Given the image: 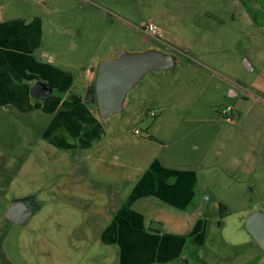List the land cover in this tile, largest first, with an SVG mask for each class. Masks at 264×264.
<instances>
[{"label": "crops", "instance_id": "1", "mask_svg": "<svg viewBox=\"0 0 264 264\" xmlns=\"http://www.w3.org/2000/svg\"><path fill=\"white\" fill-rule=\"evenodd\" d=\"M65 20L76 26L75 16H65ZM206 20L219 27L222 24L221 18L215 14L207 15ZM46 24L54 28V17L38 18L32 23L0 19V106L10 107L19 113L42 111L51 117L52 122L46 124L45 136L41 139L58 149L75 152L80 148L90 149L97 153L99 161H104L115 156L110 148L117 146L125 155V167L129 171L133 167L137 174L111 176L114 193H108L102 187L93 189L92 180L47 176L38 186L32 187L28 182L22 183L28 174L26 169L31 167L35 157L32 148L11 185L9 197L20 187L21 191L26 188L30 192L20 197L33 196L36 203L40 199L42 208L38 206L35 212L41 210L43 215L39 226L44 224L46 227L41 231L54 239V243L47 242V247L59 251L62 264L65 261L70 264L80 256L72 235L69 234V243L64 240L63 246L58 242L56 233L63 226L70 231L76 227L87 230L84 239L89 240L87 247L91 248L94 241L89 231L96 230L101 224V241L120 249L117 264H176L190 241L195 253H201L208 245L212 224L218 222L222 227L231 214L229 204L219 200V191L227 188L236 191V184L242 179H261L264 173V71L255 78L241 80L236 77L234 65L229 69L220 67L216 56L206 59L202 56L203 50L191 45V41L180 40L173 44L164 40L159 35L160 26L150 23L156 25L159 32L155 36L146 34L157 42L171 43L177 49L174 52L179 53L184 61L174 72L159 73L146 79L145 84L140 83L138 91L130 95L125 113L130 107L137 110L133 116L146 124L144 134H135L139 130L137 128L127 131L113 125L100 128L93 125L97 123V117H92V110L87 107L86 93L72 91L73 87L82 85H88V89L97 80L98 62L90 61L88 66H76L70 62L57 67L49 54V57L37 54L43 46L40 40L46 37ZM68 30L72 32L73 27ZM49 35H52L51 31ZM72 47L75 51L76 45ZM109 57L112 55L105 59ZM163 74L175 75L166 79ZM39 76L52 78L46 83L57 94L46 99L32 97L28 86ZM54 86L59 87L58 90ZM57 102L65 115L54 118ZM228 108L233 109L232 121L227 120L224 114ZM143 109L147 110L143 112ZM151 113L156 116L152 117ZM64 124L69 125L68 131L63 128ZM126 135L132 140L128 145L123 141ZM69 138H73L75 143L70 144ZM129 148L137 149L138 157L130 156ZM46 153L43 151L41 155L47 157ZM0 157L3 159L2 167L5 158ZM113 170L108 168L107 172ZM19 176L21 181L17 180ZM121 181L127 184L125 193ZM70 182L75 191L66 189ZM99 193L107 194L102 197L105 202L101 208L95 202ZM0 199L4 201L2 190ZM222 205L226 213L224 219L221 218ZM62 209H70L65 211L69 214H59ZM5 220L0 226V264H34L35 257L32 260L28 256L32 247L23 248L22 245L24 239L29 238L26 231L20 232L19 244L9 243L13 231L19 228L23 231L28 224L20 226ZM115 228L119 230L118 237H114ZM41 240L44 245L49 238L44 241L42 237ZM249 244L256 248L254 253H257L258 245L253 238ZM231 246L239 248L242 245ZM243 256L234 262L239 264ZM38 259L47 260L49 257L41 255ZM201 261L220 264L211 256H203Z\"/></svg>", "mask_w": 264, "mask_h": 264}, {"label": "rangeland", "instance_id": "2", "mask_svg": "<svg viewBox=\"0 0 264 264\" xmlns=\"http://www.w3.org/2000/svg\"><path fill=\"white\" fill-rule=\"evenodd\" d=\"M213 14L221 18L220 27L206 20L207 15ZM47 16L54 17L55 26L53 28L46 24V37L40 40L43 42V46L39 48L37 54L43 53L44 57L49 54L57 67L68 65L70 62L76 66H88L90 61L92 63L97 61L100 66L101 61L108 55L117 57L122 51H138L150 46L159 47L164 51H174L177 49L171 43L175 44L176 41L186 40L191 41V45L197 49H202V56H205L206 59L216 56L219 59L220 67L224 66L229 69L234 65L237 69L236 77L241 80L255 78L264 71V0H0V19H16L32 23L38 18L43 19ZM65 16H75L74 25L76 26L67 23ZM150 23L159 25V35L171 43L157 42L146 34L148 33L146 26ZM68 26L73 27L72 32L67 31ZM50 31L52 35H49ZM73 44L76 45L75 51H72L74 50ZM245 60L253 65L256 72H247L244 69ZM158 74L147 75L141 85L145 84L146 79ZM163 75L166 79H170L175 74ZM37 80L49 83L52 78L43 79L39 76L33 81V84ZM96 81L94 80L91 86L95 87ZM33 84L28 88H32ZM87 86H76L72 91L84 95L87 92ZM139 87L141 86H138L131 94H135ZM55 88L58 90L59 87ZM54 94H57L56 90ZM33 101L38 102L34 99ZM60 105L57 102L54 118L57 115H65L60 111ZM87 107L92 110V117L93 115L97 117V123H94V126L105 128L113 125L125 128V131L137 128L141 134L145 132L146 124H142V121L133 116V112L137 111L135 108L133 110L130 107L129 112H124L105 122L101 117L96 99L87 102ZM135 107L137 108L138 105L136 104ZM143 110L145 112L147 109ZM82 117L85 115L83 114ZM50 122H52L51 117L46 116L42 111L19 113L10 107L0 106V156L5 158V165L0 167V191L2 190L3 194L2 201H5H0V226L4 225L6 221L3 214L8 208L10 199H20L22 198L20 196L30 194L26 188L21 191L19 187L12 192V197H9L11 185L32 148L35 157L31 167L26 169L28 173L24 176L26 181H22V183L28 182V185L32 187L38 186L47 176L55 179L92 180L93 189L102 187L108 193H114L115 187L111 176L128 175V173L134 176L137 174L133 167L130 171L125 167V155L120 153H123V150L117 146L110 148V151L115 152L117 157H107L104 161H99L97 153L90 149L80 148L75 152L51 146L47 141L41 139L45 136L46 130L44 129ZM82 123L84 124V122ZM62 126L67 131L69 130L68 124ZM51 138L54 139V135ZM68 141L70 144L75 143L73 138H69ZM123 141H125V145H128L132 140L129 135H126ZM43 151L47 152V157L41 155ZM128 152H130V156L138 157L137 149L129 148ZM104 162H107V165ZM108 168L118 171L107 172ZM116 176L113 177L116 178ZM21 179V176L17 177V180L21 181ZM120 184L124 185L123 193H125L127 184L123 181ZM19 185L21 184L19 183ZM121 185L118 186V189ZM66 189L75 191L71 182L67 184ZM42 193L43 191L39 195L41 196ZM218 194H220L219 200L229 204L231 214L226 218L222 227L218 226V222L212 224L208 245L201 253L198 252L192 257L202 264H204L201 261L203 256H211V259L218 260L220 264H238L234 262L236 258L247 254L242 257L239 264H264V252L258 246V252L254 253L256 248L249 244L252 237L246 229L247 218L255 211L264 208V173L261 179H242L239 184H236V191L227 188L219 191ZM103 195L107 194L99 193L98 199L95 201L100 208L101 204L105 202V199L104 201L102 199ZM117 202L116 204H118ZM37 204L42 208L40 199L37 200ZM68 210L70 209H62L59 214L63 212V214H69V212H65ZM42 217L41 210L34 214L30 223L24 227L25 230L19 231L21 229L19 228L13 231L9 243H17L20 232L26 231L29 238L24 239L22 245L23 248L32 247L28 256L32 257V260L35 257L34 264H62L64 262L63 259H59V251H53L52 247H47V242L54 243L55 241L45 235L43 230L41 231L46 227L44 224L39 226ZM100 225L96 230L89 231L94 241L91 248L87 247L89 240L84 238L87 237L88 231L83 227H76L70 231L63 226L57 231L56 238L62 246L65 239L69 243L70 234L76 245V250H79L80 256L76 260L77 257L74 254L75 261H71L70 264H111L112 262L117 264L120 249L117 246L105 245L101 241L100 236L103 229L100 228ZM38 226L39 228H37ZM113 232L114 237L119 236L118 229L115 228ZM42 237L44 241L49 238L44 242V245ZM36 245L38 250H36ZM231 245L242 246L235 248ZM18 247L19 245H17ZM58 248L62 247L58 246ZM64 252L67 254L66 249ZM41 255L48 256L49 259H38V256Z\"/></svg>", "mask_w": 264, "mask_h": 264}, {"label": "water", "instance_id": "3", "mask_svg": "<svg viewBox=\"0 0 264 264\" xmlns=\"http://www.w3.org/2000/svg\"><path fill=\"white\" fill-rule=\"evenodd\" d=\"M183 57L174 51H164L150 46L138 51H122L117 57L103 59L100 63L96 86H90L85 95L86 102L97 100L101 117L107 122L126 111L131 93L145 77L152 73H171L183 63ZM243 67L248 72L255 68L245 60ZM31 96L46 99L54 94V88L46 82L37 81L31 88ZM3 159L0 157V165ZM38 205L33 196L14 199L5 213V218L17 225L25 226L35 214ZM246 229L264 252V210L259 209L246 221ZM181 264H199L190 262L187 255L181 257Z\"/></svg>", "mask_w": 264, "mask_h": 264}, {"label": "built area", "instance_id": "4", "mask_svg": "<svg viewBox=\"0 0 264 264\" xmlns=\"http://www.w3.org/2000/svg\"><path fill=\"white\" fill-rule=\"evenodd\" d=\"M146 31H147L149 34L155 36V35H157L158 28H157L156 25L149 24V25L146 26ZM232 112H233V109H232V108H228V109L225 111V113H224L225 116H226V118H227V120H229V121L234 120V117L232 116ZM151 116H152V117H155L156 114H155V113H151ZM135 134L140 135L141 132H140L139 130H136V131H135Z\"/></svg>", "mask_w": 264, "mask_h": 264}, {"label": "trees", "instance_id": "5", "mask_svg": "<svg viewBox=\"0 0 264 264\" xmlns=\"http://www.w3.org/2000/svg\"><path fill=\"white\" fill-rule=\"evenodd\" d=\"M223 208H224V207H223V205H222V206H221V218H222V219H224V218L226 217V213L223 212ZM219 224H221V223H219ZM220 226H221V225H220ZM194 248H195V247H194L192 241L188 242L187 245L185 246L184 250H183L182 256L187 255V256L189 257L190 255H191V256H194V254L197 255V254L195 253V249H194ZM182 256H181V257H182ZM193 259H194V258H193ZM196 261H197V263H199L198 260H196ZM177 263H180V260H178ZM199 264H202V263H199Z\"/></svg>", "mask_w": 264, "mask_h": 264}, {"label": "flooded vegetation", "instance_id": "6", "mask_svg": "<svg viewBox=\"0 0 264 264\" xmlns=\"http://www.w3.org/2000/svg\"><path fill=\"white\" fill-rule=\"evenodd\" d=\"M189 259H190V262L192 263V262H196L194 259H193V257L190 255L189 256ZM180 264H181V259H180Z\"/></svg>", "mask_w": 264, "mask_h": 264}]
</instances>
